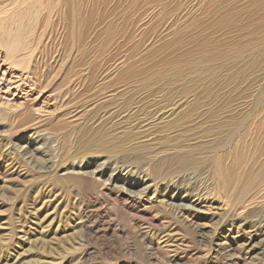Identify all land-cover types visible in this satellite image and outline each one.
Wrapping results in <instances>:
<instances>
[{
    "label": "rangeland",
    "instance_id": "obj_1",
    "mask_svg": "<svg viewBox=\"0 0 264 264\" xmlns=\"http://www.w3.org/2000/svg\"><path fill=\"white\" fill-rule=\"evenodd\" d=\"M263 147L264 0H0V264H264Z\"/></svg>",
    "mask_w": 264,
    "mask_h": 264
},
{
    "label": "bare ground",
    "instance_id": "obj_2",
    "mask_svg": "<svg viewBox=\"0 0 264 264\" xmlns=\"http://www.w3.org/2000/svg\"><path fill=\"white\" fill-rule=\"evenodd\" d=\"M65 2H67V1H65ZM39 83V82H38ZM40 84V83H39ZM82 89V88H81ZM260 127V126H259ZM260 132V131H259ZM253 136V135H252ZM256 142H257V140H256ZM255 143V142H254ZM260 146V145H259ZM256 147V146H255ZM262 152L264 153V147H263V149H262ZM234 153H237L236 152V150H234ZM252 154V153H251ZM238 157H240V156H238ZM228 159V158H227ZM235 160L236 161H238V162H240L241 160H242V157H240V160H238V158H235ZM250 160V159H249ZM221 161H222V159H218V162L220 163H218V166H217V172H218V175L221 177V178H225V175H224V171H225V169L222 167V163H221ZM226 161H228V160H226ZM227 163V162H226ZM246 165V164H245ZM242 168V167H241ZM244 171V170H243ZM230 173H232L233 175H234V170H232ZM224 180V179H223ZM237 180V179H236ZM224 195V194H223ZM229 195V194H228ZM258 195V194H257ZM256 195V196H257ZM253 199V198H252ZM198 203V202H197ZM178 206V205H177ZM195 206V205H194ZM176 207V206H175ZM242 212H244V211H242ZM183 215V214H182ZM192 217H194V216H192ZM189 219H190V216H189ZM262 228V227H261ZM262 229H264V227L262 228Z\"/></svg>",
    "mask_w": 264,
    "mask_h": 264
}]
</instances>
